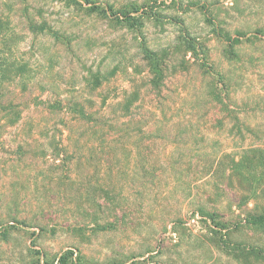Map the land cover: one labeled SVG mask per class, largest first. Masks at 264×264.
Listing matches in <instances>:
<instances>
[{"label": "rangeland", "instance_id": "1", "mask_svg": "<svg viewBox=\"0 0 264 264\" xmlns=\"http://www.w3.org/2000/svg\"><path fill=\"white\" fill-rule=\"evenodd\" d=\"M147 1L0 0V58L23 63L0 81V230L16 226L0 237V264H57L64 252L84 264H264V227L243 224L264 205V182L248 199L224 158L264 148V0H158L166 17L137 30L95 9ZM30 18L63 38L31 31ZM217 26L244 33L238 59ZM187 34L206 65L186 51ZM142 42L166 58L157 88ZM57 101L133 107L105 141L39 113ZM68 120L75 127L61 136ZM247 247L260 255L244 256Z\"/></svg>", "mask_w": 264, "mask_h": 264}, {"label": "trees", "instance_id": "2", "mask_svg": "<svg viewBox=\"0 0 264 264\" xmlns=\"http://www.w3.org/2000/svg\"><path fill=\"white\" fill-rule=\"evenodd\" d=\"M85 3H89V0H83ZM162 6L165 7H175L177 5V0H160ZM169 1V3H165ZM158 0H148L147 2H142L138 4L136 2L129 3V7H121L118 9H113L112 5L107 7L100 8L95 7L97 13L105 15L109 20L119 21L124 23V27L129 30L141 28L144 25L145 20H154L160 21L163 17H166L162 14L160 10V5L157 4ZM79 6H82L81 3L77 2ZM83 8V7H82ZM85 9V7L83 8ZM94 8L87 7L85 11L90 13L95 11ZM92 13V12H91ZM179 13V12H178ZM27 15V14H26ZM179 14H174L170 16L172 21H178ZM29 15H27L28 17ZM182 25V24H181ZM29 28L31 31L44 30L46 29L47 33L51 34L55 39L63 38V35L59 31L49 27L45 22L37 24L31 18L29 19ZM261 32V29H257ZM216 35L222 38L226 44V54L232 60L238 59V52H236L235 47L242 41L244 33L240 31L235 32V36H231L228 32L219 26L214 29ZM248 39V38H247ZM184 44V47L187 52H190L193 58L199 57L198 55L202 54L203 58L200 65H206L207 55L204 53V46L197 38L193 37L191 34H187L181 41ZM140 48L143 52L144 59L147 60L148 71L151 74L149 80L150 84L154 87H158L164 78L163 69L165 67L164 60L166 59L162 56L157 50H152L148 48L146 43H140ZM200 51V52H199ZM200 53V54H199ZM11 55V54H10ZM23 68V63L17 62L15 59L8 57L0 58V81L11 82L15 78L19 77V71ZM103 75L101 72H96L92 74V81L95 85L100 83V78ZM17 100H11L7 103V108L12 109ZM57 104H37L39 108V113L44 115V113H54L62 118H69L78 122L85 124L87 127L88 134L92 131H99V139L105 141H115L116 133H119L117 130L119 118L125 116L127 113H130L133 107V104H62L61 101H57ZM231 109V108H229ZM69 121V125L64 124L63 127L57 129V132L64 136L67 130L72 131L75 127V122ZM68 121L66 123H68ZM114 135H116L114 137ZM227 157L228 165L230 166L229 171H234L237 175L239 174L240 182L246 183L248 185V199H255L258 197L259 186L261 182H264V148L259 146L248 147L244 149L238 156H228L224 155V158ZM223 156L218 159H224ZM219 162V161H218ZM257 202V200H256ZM257 204H254L256 207ZM259 207V206H258ZM200 215H208L213 218V212H206L203 208H198L197 210ZM21 223V222H20ZM24 223V222H23ZM243 224L250 228H263L264 227V205L260 206V210H250L246 212L243 217ZM5 226V225H4ZM2 227L0 230L1 239L7 238L8 229H15L13 223L7 224V226ZM231 253H234L239 249L237 246L231 247ZM240 252L244 256H256L260 255V249L256 247H247L245 250L240 249ZM71 253L67 252L62 253L57 260V264H84L81 260L77 263L74 261L80 256L71 257Z\"/></svg>", "mask_w": 264, "mask_h": 264}]
</instances>
